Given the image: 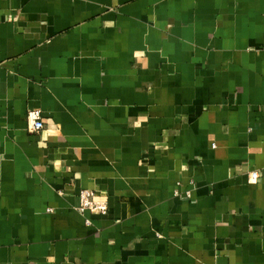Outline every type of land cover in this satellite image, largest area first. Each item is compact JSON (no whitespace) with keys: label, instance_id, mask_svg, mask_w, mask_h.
<instances>
[{"label":"crops","instance_id":"crops-1","mask_svg":"<svg viewBox=\"0 0 264 264\" xmlns=\"http://www.w3.org/2000/svg\"><path fill=\"white\" fill-rule=\"evenodd\" d=\"M0 264H264V0H0Z\"/></svg>","mask_w":264,"mask_h":264},{"label":"built area","instance_id":"built-area-1","mask_svg":"<svg viewBox=\"0 0 264 264\" xmlns=\"http://www.w3.org/2000/svg\"><path fill=\"white\" fill-rule=\"evenodd\" d=\"M29 129L31 132L38 133L44 128L43 118L40 109H31L27 113ZM258 178V173L253 171L250 173L251 182H255ZM189 196L190 193L187 192ZM77 211L81 214L92 213L98 215H106L109 210L107 199L101 197L95 189L83 188L79 191V204ZM86 223H90L88 218L85 219Z\"/></svg>","mask_w":264,"mask_h":264}]
</instances>
